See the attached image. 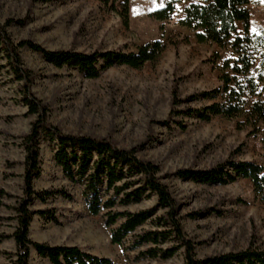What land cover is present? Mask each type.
<instances>
[{
  "label": "rangeland",
  "instance_id": "rangeland-1",
  "mask_svg": "<svg viewBox=\"0 0 264 264\" xmlns=\"http://www.w3.org/2000/svg\"><path fill=\"white\" fill-rule=\"evenodd\" d=\"M167 1L129 0L125 23L103 0H0V27L14 46L27 40L48 51L92 53L132 52L153 40L164 45L154 61L140 68L116 64L99 70L95 77L66 64L56 66L40 52L18 46L24 80L16 79L0 49V264H14L11 234L16 226L15 207L23 197V138L36 119L23 103V90L46 107L47 122L61 132L109 140L157 165V176L174 200V213L195 260L248 247L264 250V202L255 197L249 179L214 184L179 175L207 172L231 160L264 166V155L261 134L251 133L243 116L216 115L204 121L186 113L217 101L191 97L219 86L222 63L234 55L229 48L198 42L191 29L179 24L184 8L202 0H173L175 10L169 19L150 15L149 9ZM247 8L249 30L264 35V0H249ZM237 33H243L240 23ZM102 64L99 61L97 66ZM39 148V174L32 187L46 193V199L33 198L28 206L31 240L76 245L113 264H185V247L174 238L158 245L176 249L167 258L139 257L145 246L128 249L130 237L121 245L112 243L110 227L105 225L106 209L90 213L83 185L65 176L53 159L52 144L40 136ZM155 203V195H150L113 209L149 210ZM164 212L158 209L153 217ZM142 229L156 227L147 221ZM30 251L29 264H50Z\"/></svg>",
  "mask_w": 264,
  "mask_h": 264
},
{
  "label": "trees",
  "instance_id": "trees-1",
  "mask_svg": "<svg viewBox=\"0 0 264 264\" xmlns=\"http://www.w3.org/2000/svg\"><path fill=\"white\" fill-rule=\"evenodd\" d=\"M103 2L109 10L118 13L127 22L129 0ZM248 4L249 0H202L190 2L184 8L179 24L191 29L198 42H211L221 48H229L234 55L233 59H225L222 63L219 86L191 97L217 101L200 109H189L186 113L204 121L216 115L227 119L243 116L246 124L251 126V133L261 134L264 155V35L249 30ZM174 10V1L168 0L163 7L151 11L150 15L158 20H165L172 16ZM239 23L243 28L241 35L237 33ZM18 46H28L40 52L56 66L66 64L87 77H95L99 70L111 65L123 64L140 68L146 62L154 61L164 45L160 40H153L138 46L132 52L48 51L27 40L14 46L5 30L0 27V49L4 51L16 79L24 80L26 72L19 65L20 58L16 51ZM99 61H103L100 67L97 66ZM260 83H263L261 88ZM23 103L29 113L36 115V119L30 132L23 138V197L15 207L16 226L11 234L16 249L14 264H29L31 249L40 257L46 258L50 264H113L111 259L92 255L76 245H50L29 238L32 213L28 206L33 198L42 201L46 199V193L35 192L32 187L33 179L39 174L40 136L52 144L53 159L65 176L78 180L83 185L82 195L88 211L97 214L106 209L105 225L110 227L112 243L121 245L130 237L128 249L145 246L140 249L139 257L167 258L176 249H162L158 245L174 238L185 247V264H264V250L251 247L203 261L195 260L192 246L185 240L179 219L174 213V200L157 176V165L138 158L133 149L118 148L109 140L61 132L47 122L46 107L27 90H23ZM173 103H177L175 98ZM179 175H189L214 184L247 178L252 183L255 197L264 202V166L254 161L231 160L207 172L182 171ZM106 195L108 196L105 197ZM150 195L156 197L153 209L134 212L113 209L116 205L137 203ZM158 209H163L164 214L153 217ZM147 221L156 229H142ZM161 226L168 229H159Z\"/></svg>",
  "mask_w": 264,
  "mask_h": 264
},
{
  "label": "snow or ice",
  "instance_id": "snow-or-ice-1",
  "mask_svg": "<svg viewBox=\"0 0 264 264\" xmlns=\"http://www.w3.org/2000/svg\"><path fill=\"white\" fill-rule=\"evenodd\" d=\"M161 7H163V5H160ZM153 9H149V11H152Z\"/></svg>",
  "mask_w": 264,
  "mask_h": 264
}]
</instances>
